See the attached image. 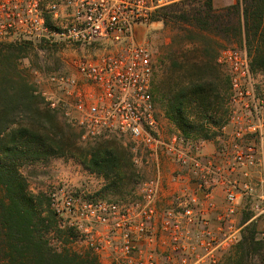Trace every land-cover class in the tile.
<instances>
[{
	"label": "built area",
	"instance_id": "obj_1",
	"mask_svg": "<svg viewBox=\"0 0 264 264\" xmlns=\"http://www.w3.org/2000/svg\"><path fill=\"white\" fill-rule=\"evenodd\" d=\"M175 1L0 0V43L45 41L93 50L76 63L77 77L48 78L61 99L41 93L83 140L128 137L135 164L146 158L143 154L150 158L166 151L181 168L177 182L187 178L184 170L196 180L194 190H177L175 206L162 212L154 178L142 183V203L136 205L52 194L50 206L60 220L82 233L97 257L107 252L108 264H158L155 248L173 253L167 264H218L219 253L240 237L237 199L252 198V219L264 218V189L257 191L252 182L254 171L264 168V96L246 51L228 47L217 57L229 81L227 116L216 129L223 142L219 150L205 155L207 140L174 135L165 142L159 136L150 51L134 38L138 27L151 24L157 10ZM216 186L224 206L212 224L206 204Z\"/></svg>",
	"mask_w": 264,
	"mask_h": 264
},
{
	"label": "trees",
	"instance_id": "obj_2",
	"mask_svg": "<svg viewBox=\"0 0 264 264\" xmlns=\"http://www.w3.org/2000/svg\"><path fill=\"white\" fill-rule=\"evenodd\" d=\"M189 1L163 7L151 19L183 21L197 30L190 44H203L200 53L197 49L191 57L172 64L180 67L184 82L167 91L164 108L182 137L210 140L214 133L208 125L217 126L225 117L218 116L219 108L225 106L227 114L229 81L219 76L212 41L202 32L237 39L250 58L251 70L264 72V0H236L222 15L215 12L212 0H202L204 10L193 8L188 15L178 6ZM176 5L177 9L166 10ZM22 42L5 44L21 50ZM9 55L0 51V264H99L91 249L72 246L77 231L62 227L45 193L30 191L21 167L42 158L73 157L102 176L103 198L130 195L140 180L139 172L127 149L108 141L77 145L78 135H69L58 126L51 109L40 107L43 98ZM245 212L240 237L226 252V264H264V239L258 237L257 222L250 220V206Z\"/></svg>",
	"mask_w": 264,
	"mask_h": 264
},
{
	"label": "rangeland",
	"instance_id": "obj_3",
	"mask_svg": "<svg viewBox=\"0 0 264 264\" xmlns=\"http://www.w3.org/2000/svg\"><path fill=\"white\" fill-rule=\"evenodd\" d=\"M180 1L185 0H176L170 5H175ZM235 1L236 0H212L213 9L216 13L219 12V14L222 15L225 13L226 8L235 3ZM178 7L189 12L188 15L191 14V9L193 8L204 10L202 0H191ZM175 8L177 9V5L167 8L166 10L171 12V9ZM174 13L177 15V10ZM183 28L185 30H183ZM196 31L195 28L183 21L177 22V24L153 21L151 24L138 27L135 31V42L146 44L150 51V60L153 69L151 91L158 116L159 136L165 142H170V139L174 135L182 136L179 128L168 119L167 114L165 113V94L172 87L179 86L184 82L182 70L180 67L172 64L174 62H176V64L181 63L183 61L182 58L186 56L191 57L192 54L196 53L197 49L199 50V53L203 49V44L200 41L190 44V37L193 33H197ZM202 35L207 36L212 41L210 46L211 54L216 57L219 76H221V79L225 78L227 76L226 69L217 62L219 52L228 47H235L246 51L245 48L237 39H227L221 36H214V34H209L207 32H202ZM21 44V50H11L8 45L4 43V45H0V51L3 52L6 57H8L7 54L9 55L10 53H13V55H9V57L15 62L17 71L27 78L29 83L35 87L36 93L43 98L44 103H40L42 109H51L41 94L43 91L52 93L58 99H61L62 97L61 92L57 91L53 85L48 83V78L54 74H64L77 77L76 63L79 60L88 58L89 55H92L93 53V50L88 47H65L45 41L22 42ZM254 73L258 92L264 96V72L257 71ZM219 109V113H217L218 116L225 115V119L227 116L226 113L224 114V112H226L225 106ZM51 110L55 113L58 126L61 129L67 131L71 136L75 135V137H77L78 135V138H76L77 145L84 147L91 143L96 144L97 142L108 141V143L110 142L125 150L127 149L132 156L131 158H133L134 154L131 150V141L128 137L109 136L98 139L83 140L80 131L67 121L63 111L57 109ZM224 119H222V121ZM218 126L219 125H208L210 131L214 133L210 140H216L218 138L219 135L216 130ZM138 150L141 152L140 148H138ZM162 152L159 153L157 157L153 156L150 158L143 154L146 158H144L141 163L135 164L133 162L135 168L139 172L140 180L130 195L125 194L116 196L115 198H112L111 195H108L107 197L104 195L106 199L103 198L101 189L105 185V181L102 176L96 172L90 171L77 159L70 156H55L29 161L24 163L21 167V172L28 181L30 191L33 193H45L49 198V202L51 201L52 194L61 195L62 193H68L80 199L85 198L102 201L113 200L112 202H115L114 200L117 199L119 200L117 201L118 203L125 205L141 204V185L145 180L154 178L158 181L157 186L159 193L156 207L159 212H162L169 207L175 206L176 199L174 198V195L177 194L178 185L177 173L181 170L177 164V160L172 154H168L166 151ZM184 171L189 182L193 181V183H196V180L193 179L189 171ZM223 206V203H221L216 211L218 212L222 210ZM249 206L250 203H247L245 210H247ZM245 210L242 209L235 215V224L240 225L242 217L244 216V213H246ZM208 219L212 224L216 223L215 215L209 214ZM61 220L60 223L62 224V227H69L66 221L63 223ZM250 220L257 222L256 229L259 231L258 237L264 239V218L252 219L251 217ZM198 222L202 223L201 220ZM99 232L101 235L105 233L103 229ZM158 239L159 238H156V240ZM86 242L84 235L77 232L76 241L72 246L77 250H83L84 248H89V246L87 247ZM170 252L171 251L169 250L155 248L154 254L158 264H167V257L172 253ZM226 252L227 250L219 253L221 262L219 261L218 264H226ZM110 260L111 257H109L107 252L98 255L99 264H108Z\"/></svg>",
	"mask_w": 264,
	"mask_h": 264
},
{
	"label": "crops",
	"instance_id": "obj_4",
	"mask_svg": "<svg viewBox=\"0 0 264 264\" xmlns=\"http://www.w3.org/2000/svg\"><path fill=\"white\" fill-rule=\"evenodd\" d=\"M221 145H223V142L219 138H217L216 140H214V139L213 140H207L203 144L202 152L205 155L213 154L215 151L219 150ZM180 172H181V170L179 171V173ZM183 173H184V171H183ZM252 182H253L254 188L257 191L264 189V168H257L254 171L253 176H252ZM187 184H189V185H187ZM194 184L195 183H193V181L189 182V180L186 178L185 180L178 181L177 190H179L180 192L183 190H191L192 191L196 188V185H194ZM212 194H213L212 195L213 198L210 199L206 204L207 211H206L205 216L207 218H208L209 214L210 215H216V210L221 203H223V205H224V195H223V192L219 186H216L214 189H212ZM251 200H252V198L240 196L237 199V213H239V211H241L242 209H245V206L247 205V203H250Z\"/></svg>",
	"mask_w": 264,
	"mask_h": 264
}]
</instances>
